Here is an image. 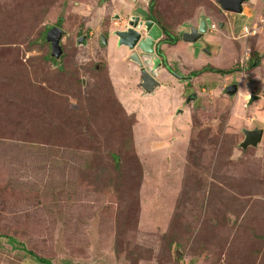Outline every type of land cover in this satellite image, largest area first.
I'll use <instances>...</instances> for the list:
<instances>
[{
    "label": "rangeland",
    "instance_id": "rangeland-1",
    "mask_svg": "<svg viewBox=\"0 0 264 264\" xmlns=\"http://www.w3.org/2000/svg\"><path fill=\"white\" fill-rule=\"evenodd\" d=\"M153 1L171 32L222 22L233 50L193 64L188 44L177 76L231 73L161 70L143 95L129 51L99 41L129 5L0 0V264H37L8 236L55 264H264V0L242 4L252 16L235 32L216 0Z\"/></svg>",
    "mask_w": 264,
    "mask_h": 264
},
{
    "label": "flooded vegetation",
    "instance_id": "flooded-vegetation-1",
    "mask_svg": "<svg viewBox=\"0 0 264 264\" xmlns=\"http://www.w3.org/2000/svg\"><path fill=\"white\" fill-rule=\"evenodd\" d=\"M120 1H121V3L124 4V6L129 5V8L127 9L126 12H125V10L122 9L121 13L114 14L115 16L113 19L117 23V26H115L114 28H110V29L108 28V26H106L105 30L108 34L100 33L99 34V41H100L101 36H103V38H105V41H106L105 43H102L103 45H107V43L109 41L112 44L113 48H116V50H120V49H117L120 46L125 47L129 51V55L127 57L128 59H129V56L131 54H134V52H136V54L138 55V57L140 58V60L142 62V65H139L138 63H136L133 60H131V62H133L137 66L141 75H142V71H148V66L145 63H143L146 56L136 48H134V49L129 48L128 46L119 43V37L116 34H114L115 30H124V29H127L128 27H131V28L137 27L141 22H144L147 20H152L156 24H158L162 29V35L154 44V56H155L156 63L158 64L156 69H158V70H159V68L164 69L166 71V73H168V74L171 73V74H174L176 76L178 73L177 70L179 71V62L175 61V59H172L173 62L171 64H173V63L174 64L173 65L168 64L166 53L164 52L163 48H161L162 45H166L167 47H172V46H175L177 44L179 45L183 42H186L187 45L190 44L191 48H192L191 52H192V56H193V57H191V59H192L191 62L193 64L195 61H199V60H201V62H207L208 57L207 58L204 57L203 54H208L209 56H215L220 51V44L217 41L206 40L204 38V35L208 32L211 33V31L214 28H216V26H217V29L224 28V24H222V22H219V23L215 22L214 23V22L210 21V18L208 16L202 15V16L198 17V20H197V23L195 24V26L189 25L188 29H181V28H179L180 24H178L171 32L167 27L162 25L161 22L155 17V15L153 13V3H154L153 0H120ZM246 1L247 0H245L244 2H246ZM216 2L219 5V7L222 9V11L230 13L229 19L230 18L233 19V20H231V27H233L232 31L235 32L240 28H242L243 30H246V28H247L246 26L249 23L248 18L250 17L251 14L246 15L244 12H242V10H243L242 7H241V11H239V12H233V11L225 10L221 7L218 0H216ZM261 10L264 11V1L262 3ZM201 17L208 18L209 23L207 24L206 31L203 34H201L200 36H198L196 39H194L193 41L184 40L183 39V33L190 32L191 28L197 29V27L199 26V21H200ZM242 18H245V19H243V21H241L240 25H238L236 27L237 20L242 19ZM130 22H131L132 26L129 24ZM121 24H123V25H121ZM138 31L140 32L141 36H143L142 29L139 28ZM187 50L189 51L188 47H187ZM217 50H218V52H217ZM124 51L125 50H123V52ZM231 52H233V50L231 51V49H230L229 55L231 54ZM194 57H196V58H194ZM252 64L254 66L257 65V63L255 62V59H253ZM209 68H214L216 70H218V69L226 70L227 71L226 73H228V74H230L231 73L230 71H232V69L228 70V69L220 67V66L210 65L209 63L205 64V66L201 69H203L204 71H208L207 69H209ZM201 69L198 68L196 70L200 71ZM196 70L193 67V69L191 71L194 72ZM191 73H189L188 75L181 74V76L179 75L177 77L180 80H185L187 78L185 81H188L191 79V77H195L198 75V74L194 75ZM232 85H235V84H230V86L227 87V90ZM236 92H237V88H236L235 92H231V93L229 92V94L236 93ZM153 93H154V91H153ZM153 93L150 95H153ZM192 95L195 96V94H193V93L185 96V98H187V101L193 100L194 97Z\"/></svg>",
    "mask_w": 264,
    "mask_h": 264
},
{
    "label": "water",
    "instance_id": "water-1",
    "mask_svg": "<svg viewBox=\"0 0 264 264\" xmlns=\"http://www.w3.org/2000/svg\"><path fill=\"white\" fill-rule=\"evenodd\" d=\"M244 1L245 0H218L223 9L233 12L241 11L242 3ZM208 23V18L201 17L197 29L191 28L190 32L183 33V39L186 41H193L206 31ZM129 24L131 25V22ZM132 28L128 27L124 30H115L114 34L119 37V43L124 44L129 48H136L146 56L143 63L148 66V71H142L140 87L143 90V95L152 94L154 89L158 88L159 86V82L156 79L158 75V72L156 71L158 64L156 63L154 56V44L161 37L162 29L152 20L141 22L137 27ZM139 28L142 29L143 36H141L140 32L138 31ZM62 35L63 30L58 26L52 27L45 35L46 41H48L50 44V54L55 58L60 57L62 54L61 45L59 43ZM101 41L102 43L106 42L103 36H101ZM129 58L139 65H142V62L136 52L131 54ZM228 91L230 93L235 92L236 86L232 85ZM256 97V95H252L249 98V102H251ZM177 111L182 112L181 109ZM262 133V128L255 127L251 129H242L243 138L239 142L240 148L256 146L261 140Z\"/></svg>",
    "mask_w": 264,
    "mask_h": 264
},
{
    "label": "crops",
    "instance_id": "crops-1",
    "mask_svg": "<svg viewBox=\"0 0 264 264\" xmlns=\"http://www.w3.org/2000/svg\"><path fill=\"white\" fill-rule=\"evenodd\" d=\"M211 21V20H210ZM216 28H214L212 31H211V33H206L205 35H204V38L206 39V40H209V41H217L219 44H220V49L224 52V51H226V55H229V52H230V48H229V46H227V49L226 48H224V46H223V42H222V39H221V37H219V34L222 32L220 29H217V31L215 30ZM214 32H216V34H214ZM213 33V34H212ZM222 34V33H221ZM187 44H186V42H183V43H181V44H177V45H175V46H172V47H167L166 45H162L161 46V48H163V50H164V52L166 53V57H167V60H168V58H169V56H172V58L173 59H177V57H178V55L179 54H185V50H187V46H186ZM120 47H122V46H120ZM120 47L119 48H117V49H120ZM211 56H209V58H210ZM184 59V58H183ZM122 62H123V59H122ZM124 64H126V65H130V66H135V67H137L133 62H127L126 63V61L124 62ZM161 70H164V69H161V68H159V70L158 69H156V71L158 72V75H157V78H158V76H159V72L161 71ZM165 71V70H164ZM165 74H167V76L169 75V77H171L172 78V76L170 75V74H168V73H166V71H165ZM156 78V79H157ZM154 92H155V90H154ZM154 94V93H153Z\"/></svg>",
    "mask_w": 264,
    "mask_h": 264
},
{
    "label": "trees",
    "instance_id": "trees-1",
    "mask_svg": "<svg viewBox=\"0 0 264 264\" xmlns=\"http://www.w3.org/2000/svg\"><path fill=\"white\" fill-rule=\"evenodd\" d=\"M207 70L210 72H215V73H219V74H225L227 72L226 70H220V69L216 70L214 68H209ZM203 71H204L203 69H201L200 71L196 70V71L192 72L191 74L197 75ZM114 158H116V155L114 156ZM8 241L13 246V248L18 249V250L20 249L21 251H23V253H25L27 256H29L31 259H33L37 264H55L50 259L38 256V255L34 254L32 251L26 249L21 242H18L15 238H13L11 236H8ZM64 264H80V263L68 261V263H64Z\"/></svg>",
    "mask_w": 264,
    "mask_h": 264
}]
</instances>
